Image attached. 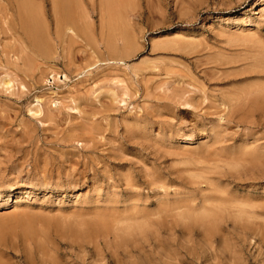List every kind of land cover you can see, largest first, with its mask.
<instances>
[{
	"label": "rangeland",
	"instance_id": "1",
	"mask_svg": "<svg viewBox=\"0 0 264 264\" xmlns=\"http://www.w3.org/2000/svg\"><path fill=\"white\" fill-rule=\"evenodd\" d=\"M57 1L0 9V264H264V0Z\"/></svg>",
	"mask_w": 264,
	"mask_h": 264
},
{
	"label": "bare ground",
	"instance_id": "2",
	"mask_svg": "<svg viewBox=\"0 0 264 264\" xmlns=\"http://www.w3.org/2000/svg\"><path fill=\"white\" fill-rule=\"evenodd\" d=\"M54 1H56V0H54ZM65 1H67V0H65ZM65 1L63 0H59V2L57 3L56 2V5H54V7L56 6V8H53L54 9V12H59L60 14V22H62V23H65V21L66 22H69V23H67L68 25L69 24H71V26H72V28H73V30L72 31H77V33H80L81 34V36H82V34H84L83 32H84V30L83 29H85V28H83L82 26H77L78 25V23L80 24L81 22H78L77 23V21L78 20H80L79 19V15L77 14V13H75V14H77V16H78V18H76V16H74L75 14L73 13V12H75V11H73L72 9H73V6H72V9L70 8V3L69 4H66L65 3ZM69 2L71 1V0H68ZM68 1H67V3H68ZM73 1V0H72ZM108 1V0H107ZM78 3V2H77ZM76 3V4H77ZM34 4V3H33ZM72 4H73V2H72ZM37 6H39V5H37ZM32 5H31V2H30V0H0V9L2 10V11H4L3 12V15H5V17L9 14V12L10 11H12L13 9H15V11L17 12V15H18V24H20V28L19 29H21L22 30V33L24 34V36L27 38L26 40H29L30 42H33L34 41V35L36 34V33H33V27H32V25H34L35 23L34 22H37L36 20L37 19H34V16H33V13H32ZM34 7H35V5H34ZM36 8V7H35ZM57 10V11H56ZM73 12H72V11ZM74 14V15H73ZM56 16V15H55ZM8 17V16H7ZM12 17V16H11ZM81 17V16H80ZM76 19H78L77 21H76ZM34 20V21H33ZM58 20V21H59ZM59 22V24H58V26L61 24ZM15 25V24H14ZM63 26V27H62ZM65 26V24L63 25V24H61L60 26H59V28H60V31L59 32H61V30H62V28H63V31H64V27ZM71 26L69 25V27L71 28ZM13 27V26H12ZM81 27V28H80ZM59 28H57V29H59ZM14 29V28H13ZM66 29V28H65ZM18 30V29H17ZM20 31V30H19ZM85 32H86V30H85ZM64 33V32H63ZM74 33H76V32H74ZM76 33V34H77ZM60 34H62V33H60ZM80 34H77V35H79L80 36ZM60 36V35H59ZM37 37V36H36ZM61 37V36H60ZM37 39V38H36ZM35 42H36V40H35ZM36 44V43H35ZM110 44V43H109ZM36 47V46H35ZM49 48H50V46H49ZM48 48V49H49ZM23 49V48H22ZM47 51H48V49L47 48H45ZM111 49H112V47H111ZM24 50V49H23ZM40 52H41V49L39 50ZM44 51V50H43ZM46 51V52H47ZM115 51V50H114ZM45 51H44V53H46ZM42 53V52H41ZM40 53V54H41ZM44 56V55H43ZM46 56H47V53H46ZM260 86H258V88H259ZM263 87V85L261 86V88ZM253 88H255V87H253ZM264 91V90H263ZM260 93V92H259ZM262 96H264L263 94H262ZM261 96V99H259L258 101L259 102H261V100H263V98L264 97H262ZM260 97V96H259ZM258 97V98H259ZM256 98V97H255ZM253 101V100H252ZM264 101V100H263ZM251 102V101H250ZM255 102V101H254ZM262 103V102H261ZM256 105H257V103H256ZM262 105H263V103H262ZM252 107H253V105H252ZM261 107V106H260ZM264 107V106H263ZM256 108V107H255ZM264 112V111H263ZM251 116H255L254 114L253 115H251ZM254 118V117H253ZM257 158H259V157H257ZM10 197V196H9ZM216 198H214V199H212V200H215ZM221 199V198H220ZM206 201L208 200V199H205ZM209 200H211V199H209ZM205 201V202H206ZM215 202H217V200L215 201ZM218 202H220V201H218ZM228 202V201H227ZM207 204H208V202H206ZM224 203H225V201H224ZM233 204H234V202H232ZM190 204V203H189ZM205 204V203H204ZM206 204V205H207ZM212 204V203H211ZM210 204V205H211ZM214 204V203H213ZM217 204V203H216ZM218 204H222V201H221V203H218ZM217 204V205H218ZM227 204L228 203H226V206H227ZM244 204V203H243ZM209 205V204H208ZM232 205V204H231ZM176 206H177V204H176ZM179 206H181L182 208H184V207H186V206H182V205H179ZM189 206H191V205H189ZM214 206H216V205H214ZM222 206H224V205H222ZM230 206V203H229V205L226 207V208H228ZM171 207H172V205H171ZM171 207L169 208L170 209V211H171ZM191 207H193V206H191ZM208 207H210V206H208ZM212 207V206H211ZM167 208V207H166ZM186 208H188V207H186ZM194 208V207H193ZM196 208H198V207H196ZM202 208H204L205 209V207L203 206H200V208H198L197 210H194V209H191V208H189V212L191 213L192 211H198L199 209L201 210ZM225 208V207H224ZM168 209V210H169ZM173 209V208H172ZM177 209V208H176ZM180 209V207L178 208V210ZM204 209H203V211H204ZM211 209V208H210ZM209 209V210H210ZM230 209H231V207H230ZM232 209H233V207H232ZM237 209V208H236ZM165 210V209H164ZM192 210V211H191ZM200 210H199V212H200ZM209 210H205V211H207V212H209ZM213 210V209H212ZM220 210H221V208H220ZM224 210V209H223ZM227 211H228V209H226ZM173 211V210H172ZM184 211V210H183ZM182 211V212H183ZM232 211V213H233V210H231ZM235 212L237 211V210H234ZM245 211V210H244ZM165 212V211H164ZM180 212V211H179ZM179 212H178V214H179ZM189 212H188V214H189ZM194 212L193 213H191V216H193L192 214H194ZM214 212V211H213ZM224 212V211H223ZM166 213V212H165ZM176 213V212H175ZM174 213V214H175ZM196 213V212H195ZM201 213H202V210H201ZM204 213H206V212H204ZM210 213H212V212H210ZM217 213V212H216ZM247 213V212H246ZM161 214V213H160ZM187 214V215H188ZM230 214V213H229ZM239 214V213H238ZM245 214V213H244ZM252 214V213H251ZM180 215V214H179ZM182 215H183V213H182ZM202 215V214H201ZM205 215V214H204ZM207 215V214H206ZM213 215V214H212ZM211 215V216H212ZM219 215V214H218ZM253 215V214H252ZM173 216V215H172ZM177 216V215H176ZM181 216V215H180ZM197 216H198V214H197ZM200 216V215H199ZM207 216H209V215H207ZM210 216V217H211ZM224 216H225V214H224ZM236 216V215H235ZM182 217H184L185 218V216L183 215ZM189 217V216H188ZM195 217V216H194ZM248 217V216H247ZM204 218V217H203ZM224 218V217H223ZM199 219V218H198ZM197 219V220H198ZM206 219V218H205ZM193 220V219H192ZM196 220V219H195ZM200 220V219H199ZM202 220V219H201ZM206 220H208V218L206 219ZM163 221V220H162ZM175 221V220H174ZM190 221V220H189ZM177 222V221H176ZM180 223V222H179ZM187 222H184L183 224L185 225ZM239 223V222H238ZM160 224H161V222H160ZM196 224V223H195ZM205 224H208V223H205ZM203 225V224H202ZM170 226V225H169ZM188 227V226H187ZM190 227V226H189ZM188 227V228H189ZM209 226H207V228H208ZM245 227V226H244ZM247 227V226H246ZM218 228V227H217ZM242 228V227H241ZM28 229V228H27ZM184 229V228H183ZM185 229L187 230V228L185 227ZM191 229V228H190ZM212 229H214V228H212ZM189 230V229H188ZM209 231H211V230H209ZM208 231V232H209ZM213 231V230H212ZM210 233V232H209ZM206 236V235H205ZM213 236V235H212ZM208 239V238H207ZM210 239V238H209ZM208 241V240H207ZM212 241V240H211ZM172 256V255H171ZM174 258V257H173Z\"/></svg>",
	"mask_w": 264,
	"mask_h": 264
}]
</instances>
